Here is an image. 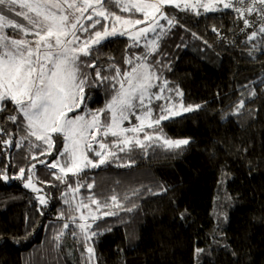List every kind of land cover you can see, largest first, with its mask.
Wrapping results in <instances>:
<instances>
[{
	"label": "trees",
	"instance_id": "obj_1",
	"mask_svg": "<svg viewBox=\"0 0 264 264\" xmlns=\"http://www.w3.org/2000/svg\"><path fill=\"white\" fill-rule=\"evenodd\" d=\"M250 2L236 6L243 18L235 9L198 15L167 7L166 14L176 19L173 25H165L155 51L129 38L114 37L96 46L91 58H84L95 59L101 74L111 77L115 70L110 65L123 72L132 67L125 63L127 59L140 63L137 57H147L145 62L160 77L153 92L167 81L165 97L184 106L200 105L161 122L164 136L189 141L178 149L161 146L162 140L146 150L134 145L125 152L114 149L118 158L111 163L85 168L78 176L69 173L62 183L53 175H61L58 168L39 162L63 161L62 138L55 139L50 155H40L46 146L35 137L31 147L27 140L17 147L16 141L25 135L22 117L15 124L9 121L15 108L6 102V110L0 111L4 130L0 174L10 179H0V264H264V32L260 31L264 19L260 4L258 13L244 11ZM113 4L109 8H116ZM116 9L112 12L128 16ZM253 32L255 38L249 39ZM86 71L92 75L81 105L85 115L104 108L119 88L116 80H97L93 69ZM177 90L183 95L178 96ZM241 100L243 107L237 110ZM159 131L155 129V134ZM144 134L138 133L139 138ZM33 164L36 171L29 172ZM20 168L33 175L40 193L12 178ZM69 183L94 186L72 192ZM113 194L122 208H101L100 213L112 210L117 215L89 220L91 238L86 240L68 217H77L79 223L81 212L87 215L88 209L75 211L78 203L90 204V196L101 204L110 203ZM39 195L47 204L39 203ZM61 212L64 218L58 219ZM65 223L69 228L63 229L61 240H55Z\"/></svg>",
	"mask_w": 264,
	"mask_h": 264
},
{
	"label": "snow or ice",
	"instance_id": "obj_2",
	"mask_svg": "<svg viewBox=\"0 0 264 264\" xmlns=\"http://www.w3.org/2000/svg\"><path fill=\"white\" fill-rule=\"evenodd\" d=\"M112 3L121 11L133 15L124 17L110 11L109 5ZM172 3L174 0H0V111L6 110V102H10L14 105L15 113L7 119L15 124L22 117L20 123L23 125L25 135L16 141V146L22 147L23 141L27 140L31 147L33 144L31 138L35 137L36 141L46 145L40 155H50L55 139L62 138L63 149L59 155L63 157V163L59 159H54L51 163L43 160L39 162L51 169L58 168L61 175L55 172L53 175L57 180L66 183L65 178L69 173L78 176L85 168H100L111 163L113 159L118 158L114 149L125 152L134 145L146 150L161 140L163 141L161 146L168 149H178L182 145H187L189 143L187 139L172 140L164 136L160 128L161 121L179 116L181 112H191L200 105L184 106L181 103L177 110L176 105L170 103L172 98L161 94L167 87V81H164L159 92H152L151 89L157 87L153 80H159L160 77L150 71V65L143 62L147 57H137L140 63L127 59L125 63L132 67L123 72L115 65H110L109 67L115 70V75L111 77L101 74L95 59H84L91 58L98 50L96 46L110 37L128 36L134 43H138L141 38L147 37L148 33L162 28L159 23L161 19L173 25L176 18L169 17L163 10L165 5ZM235 3L245 4V0H235ZM256 3L257 0H252L251 6H246L244 11L251 13ZM258 3L261 5V16L264 19V0H258ZM217 4H222L226 9L235 8L243 18V11L235 7L232 0L229 2L209 0L207 3L196 0L192 4L185 2L183 8L193 10L202 8L205 12H211L216 10ZM175 6L182 5L177 3ZM90 9L91 12L85 16ZM13 12L15 17L23 19H15L11 15ZM135 13H140L142 18H135ZM84 19L90 23H82ZM101 20H111V24L101 23ZM244 24L251 26L247 19H244ZM97 25H100L99 29L96 28ZM139 25L145 26L137 27ZM7 29H12L13 33L10 34ZM260 31L264 32V25ZM82 33H88L87 37L82 39ZM256 34L253 32L249 39H254ZM149 44L152 51L158 47L154 40L149 41ZM88 68L94 70L95 79L116 80L119 88L114 91L104 108L89 110L85 115L81 114L85 112L81 105L86 99L85 88L91 86L89 76L92 74L86 71ZM121 76L123 78L118 79ZM176 94L183 95L178 90ZM153 99H166L169 103L154 108ZM243 104L244 101L241 100L237 110L243 107ZM154 112L157 114L154 115ZM130 116H134L138 123L124 127V122L129 121ZM145 128L154 129V133L145 132ZM155 129H160L159 134H155ZM3 131L0 128V133ZM141 132L145 133L143 139L138 136ZM129 133L132 135H128ZM108 137H112L113 140L109 142ZM93 142L98 144V149L93 147ZM88 153H93V156L90 157ZM34 168L35 164L28 171L31 172ZM12 178L24 180V187L31 188L33 192L42 191L33 184L31 175L25 177L24 168H20L18 174ZM0 179L10 178L6 174H0ZM67 186L72 192H78L81 186L90 189L94 184H77L73 187L69 183ZM37 199L41 205L47 204L43 195H39ZM88 200L91 205H95V209L83 201L75 206L77 212L82 208L88 209L87 215L81 212L78 217L79 223L77 217H68L73 224H77L86 240L91 238L88 235L91 228L89 220L95 222L101 216L117 215V212L112 210L100 213L101 208H122L116 194L109 198L110 203L105 201L101 204L94 196L88 197ZM65 203L69 201L65 200ZM124 210L131 212L132 208ZM63 218L64 213L61 212L58 219ZM67 228L69 224H63V228L54 239L61 240L65 234L63 229ZM71 235L75 236L76 233L73 231ZM95 235L96 232L91 233V236ZM88 252L93 253V249L89 247Z\"/></svg>",
	"mask_w": 264,
	"mask_h": 264
},
{
	"label": "rangeland",
	"instance_id": "obj_3",
	"mask_svg": "<svg viewBox=\"0 0 264 264\" xmlns=\"http://www.w3.org/2000/svg\"><path fill=\"white\" fill-rule=\"evenodd\" d=\"M252 1V0H251ZM185 2H187L188 4H192V3H195L196 2V0H174V3H172V4H168V5H165L164 6V12L166 13V9H167V7H175V8H183V4L185 3ZM207 2H209V0H201V3H207ZM225 2H229V0H225ZM232 2L235 4V7L238 5V4H236L235 3V0H232ZM181 4L182 6L181 7H176L175 5L176 4ZM251 3V2H250ZM115 4V3H114ZM113 4V5H114ZM252 4V3H251ZM257 4H259L258 3V0H257V3L255 4V9L253 10V12H256V13H258L259 12V10L260 9H256V7H257ZM109 7H110V5H109ZM118 6H116V8H117ZM116 8H114V7H111V8H109V10L110 11H116L117 9ZM233 9H235V8H223V5L222 4H217L216 5V10L215 11H211V12H205L202 8H199V9H196V10H193V9H191V8H188V10H190V11H192V12H194L195 14H197V12H199V14L198 15H200V14H203V15H205V14H209V13H215V12H218V11H229V10H233ZM17 10H19V9H17ZM119 11V10H118ZM91 12V9L89 10V12H86L85 13V16H87L89 13ZM120 12V11H119ZM123 14H125V13H123ZM13 17H15V13L13 12L12 14H11ZM131 15H133L132 13H128V16H131ZM121 16H124V17H128L127 15H121ZM134 16H135V18H142V15L140 14V13H135L134 14ZM15 19H17V20H22L23 18L22 17H15ZM82 23H85V24H88V23H90L89 21H87L86 19H84V20H82ZM101 23H107V24H111V20H109V21H104V20H101ZM159 23H160V25H162V28H157L156 29V31L155 32H150V33H148V35H147V37H145V38H141L140 40H139V42L137 43L138 45H140V46H142L143 48H147L146 50H149V51H152L151 50V45L149 44V41H155L156 42V44L158 45L159 44V41L158 40H160L161 39V35H162V33H164L165 31V25L168 23L167 22V20H164V19H161L160 21H159ZM145 25H139V26H137V27H144ZM96 28L97 29H99L100 28V25H97L96 26ZM7 32H9L10 34H12L13 33V30L12 29H7L6 30ZM87 35H88V33H82L81 34V36H82V39L83 38H85V37H87ZM116 37H126V38H129L128 36H116ZM111 38H114V37H110V38H108L107 40H109V39H111ZM130 39V38H129ZM107 40H105V41H107ZM132 42H134L132 39H130ZM105 41H103L102 43H104ZM157 49V48H156ZM145 62V61H144ZM145 63H147V62H145ZM148 64V63H147ZM150 71H151V69H150ZM156 81L157 80H153V84L154 85H156ZM125 86H127V85H125ZM151 91L153 92V89H151ZM159 92V91H158ZM162 94V93H161ZM163 95V94H162ZM164 97H165V95H163ZM154 101H155V103H154ZM158 101H160V102H162V104H168L169 103V101H167L166 99H161V100H155V99H153V101H152V106L154 107V105L156 104V103H158ZM170 103H173V104H175L176 105V108H177V110H179V107H180V104H181V101H175V100H171L170 101ZM155 108V107H154ZM78 112H79V110H78ZM188 112H181V115H179V116H182V115H184V114H187ZM81 114H85V113H81ZM179 116H175V117H172V118H170V119H168V120H171V119H173V118H176V117H179ZM135 119V117L134 116H130V119H129V121H125L124 122V124H123V126L124 127H126V126H128V127H131L133 124H137L138 123V121H136V120H134ZM168 120H164V121H168ZM161 122H163V121H161ZM44 146V145H43ZM46 146V145H45ZM95 146H98V144H96L95 142H93V147H95ZM54 148V147H53ZM89 154V153H88ZM60 160V162L61 163H63V161H61V159H59ZM51 169V168H50ZM34 170L36 171V168H34ZM55 170H57V169H55ZM58 171V170H57ZM59 172V171H58ZM60 173V172H59ZM25 177H27V175L25 174ZM32 177H33V175H32ZM20 181H21V183H22V185L24 186V180H21V179H19ZM32 181H33V184H35L36 183V181H34L33 179H32ZM27 189H29V188H27ZM31 189V188H30ZM32 190V189H31ZM38 194V193H37Z\"/></svg>",
	"mask_w": 264,
	"mask_h": 264
}]
</instances>
